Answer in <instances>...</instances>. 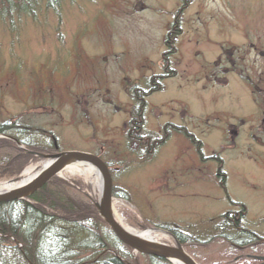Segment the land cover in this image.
Segmentation results:
<instances>
[{"label": "rangeland", "instance_id": "obj_1", "mask_svg": "<svg viewBox=\"0 0 264 264\" xmlns=\"http://www.w3.org/2000/svg\"><path fill=\"white\" fill-rule=\"evenodd\" d=\"M41 4L38 13L0 21V123L32 128L18 130L33 144L21 145L49 152L54 138L59 150L100 154L125 195L116 196L114 209L134 229L173 222L206 241L231 232L218 215L240 211L241 203L246 229L264 236V0ZM179 11L174 75L146 98L145 129L161 136L166 124L185 128L201 141L202 154L175 131L146 156L126 133L135 105L130 86L167 71L164 40ZM19 149L24 159L1 173L0 182L42 160ZM57 178L94 198L81 177L61 172ZM98 234L79 233L85 240L78 259H93L95 250L85 243L107 239ZM168 240L159 242L173 243ZM214 246L189 250L200 255L198 263L214 264ZM132 255L135 264H145Z\"/></svg>", "mask_w": 264, "mask_h": 264}, {"label": "trees", "instance_id": "obj_2", "mask_svg": "<svg viewBox=\"0 0 264 264\" xmlns=\"http://www.w3.org/2000/svg\"><path fill=\"white\" fill-rule=\"evenodd\" d=\"M61 1L0 0V21H12V16L20 13L35 14L43 5L41 3L49 9L56 8ZM181 1L184 3L185 0ZM180 14L181 11L176 14L164 40L162 67H165L167 71L147 77L145 88L138 85L130 86L129 95L135 105L131 111L126 133L131 131L130 139L132 140L140 134L152 135L144 130L145 101L143 102L140 98L144 97L145 93L160 90L163 84L162 79L174 75L170 59L175 53L174 37L178 32ZM167 126L161 136L152 135L148 143L142 138L145 143H143L144 149L149 150L143 151L146 156L154 154L157 146L162 144L172 131L184 134L196 145L197 152L201 155L200 141L192 133L185 128ZM18 130L19 133L22 131L25 134L33 131L28 126H18L16 122L0 123V175L9 171L15 160H23L25 157L18 146L1 138V135L11 136L30 148L33 146L26 136L27 142L17 136ZM52 148L51 145L45 149L50 152ZM107 164L110 166L109 163ZM20 169L21 164L18 165V170ZM220 177L221 182L224 175L220 173ZM112 195L125 196L117 187H114ZM232 203L235 204V202ZM237 204L241 206L240 211L226 212L218 217L222 220L221 227L225 229L229 227L231 232H223L206 241L188 235L173 222H162L159 226L168 230L198 262L197 257L200 255L191 252L189 248L196 246L200 250H207L210 244L212 246L216 244L217 246L214 247H218V251L213 255L217 259L214 264H255L257 261L248 255H264V236H258L246 229L242 223L244 205ZM80 232H86L89 237L94 238L100 237L99 232L107 236V239H101L99 243L93 244L89 240L85 243L89 249L95 250L96 254L92 260L76 257L80 255L78 250L83 245L82 241L85 240L84 237L79 241ZM207 253L210 255V251ZM138 255L145 259V264H172L151 255ZM134 262L131 248L116 239L110 228L98 216L91 199L57 176L52 177L27 200L0 202V264H135Z\"/></svg>", "mask_w": 264, "mask_h": 264}, {"label": "water", "instance_id": "obj_3", "mask_svg": "<svg viewBox=\"0 0 264 264\" xmlns=\"http://www.w3.org/2000/svg\"><path fill=\"white\" fill-rule=\"evenodd\" d=\"M26 152L30 155L37 156L40 159H48L49 162L27 183L0 192V202L27 199L52 177L58 176L60 172L66 169V167L76 163L88 164L97 170L101 181L100 195L97 200L90 197L92 203L98 216L111 229L114 236L120 242L130 247L135 253L151 255L156 258L167 260L173 264L174 261H178L182 264H198L174 237H172L173 243L167 244L144 239L136 234L128 232L122 227L115 217V212L112 206L113 180L110 169L96 154L78 150H64L56 153H42L32 150H26ZM18 180L19 176L13 179L12 182ZM255 258L260 260L262 262L261 264H264V256Z\"/></svg>", "mask_w": 264, "mask_h": 264}, {"label": "bare ground", "instance_id": "obj_4", "mask_svg": "<svg viewBox=\"0 0 264 264\" xmlns=\"http://www.w3.org/2000/svg\"><path fill=\"white\" fill-rule=\"evenodd\" d=\"M49 160L48 159H42L39 162L29 164L26 166L21 175L19 176V180L16 182L12 181H4L0 182V192L7 191L11 188L23 185L30 181L33 177H35L47 164ZM65 174L68 176L77 175L87 181L90 184L91 187V194L94 195V198L97 200L100 192H101V181L100 176L95 168H93L91 165L83 164V163H76L72 164L68 167H66L65 170H63ZM61 174V172H60ZM117 221L122 225L124 229H126L128 232L132 234H136L144 239L147 240H154V241H161L163 239H169L168 241H171V237L168 235V233L156 230V229H143V230H137L132 227H130L124 219L119 216L117 213H114ZM174 264H182L178 261H174Z\"/></svg>", "mask_w": 264, "mask_h": 264}, {"label": "flooded vegetation", "instance_id": "obj_5", "mask_svg": "<svg viewBox=\"0 0 264 264\" xmlns=\"http://www.w3.org/2000/svg\"><path fill=\"white\" fill-rule=\"evenodd\" d=\"M155 75V74H154ZM149 77V76H148ZM152 82V84H154L153 83V80L151 81ZM132 85H138V86H141V84H132ZM141 87H143V88H145V86H141ZM157 91H160V90H157ZM155 92V91H154ZM153 92L151 91L150 93H148V94H144V97H142V98H140L143 102L145 101V105H146V103H147V100H146V98L148 97V96H150L151 94H152ZM144 114H145V110H144ZM131 119V118H130ZM133 120H131V122H132ZM167 125H169V124H166L165 126H167ZM165 126H163L162 127V132L164 133L165 132V130H166V127ZM144 130L145 131H147V132H149V133H151L152 135H154L151 131H148V130H146L145 129V123H144ZM131 133V131H128V133L127 134H130ZM152 135H149V134H147V133H144V134H140L139 136H137L136 138L134 137V140H132V142L134 143V145L135 146H137L139 149H140V151L143 153V151L144 150H146V151H149L148 150V148L147 149H144V147H143V143H144V141L142 140V138H144V139H146V142L148 143V141L150 140V138H151V136ZM153 142V141H152ZM145 144V143H144ZM146 147V146H145Z\"/></svg>", "mask_w": 264, "mask_h": 264}]
</instances>
